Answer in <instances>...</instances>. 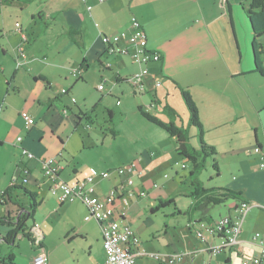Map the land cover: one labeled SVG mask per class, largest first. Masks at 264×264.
Masks as SVG:
<instances>
[{
	"label": "crops",
	"instance_id": "0c3cea01",
	"mask_svg": "<svg viewBox=\"0 0 264 264\" xmlns=\"http://www.w3.org/2000/svg\"><path fill=\"white\" fill-rule=\"evenodd\" d=\"M11 1L10 5L2 7L0 11V150L7 148L12 153L7 160L9 181L15 178L18 185L24 177V169L28 170L26 184H31L35 189L47 179L37 160H28L25 164L21 162L24 156L20 155V147L37 158H57L61 166L59 176L68 184L84 179L92 170H115L86 165L82 172L70 167L75 151L69 147V143L77 135L83 116L92 110L82 108L86 106V98L77 90L78 81L85 82L91 71L96 72L100 81H106L104 73L113 72L116 84L112 88L115 89L119 85L117 83L140 70L141 67L132 59L130 61L125 58L130 57L128 55H108L101 40L103 34L128 31L132 19L137 20L145 31L147 49L161 55L160 61L147 64L150 78L146 79L145 91L140 92L149 98V102L145 98L143 101L148 102L147 107L154 110L153 116L163 123L174 122L178 126L187 127L188 113L178 89L182 88L188 91L197 108L203 140H239L241 121L245 115L241 112L239 92L234 90V86L238 87L235 81L241 73L230 68L231 49L225 43L217 42L213 34L216 24L220 23V19L225 20L226 16L231 25L232 0ZM87 6L91 7L89 11ZM22 19L24 26L20 23ZM191 49L194 52L207 49L204 52L206 56L210 54V49L212 54L216 51L220 64L202 74L195 70L181 74L173 66L177 60L176 54ZM111 57L114 58L111 60ZM151 79H159L161 85L154 88ZM63 89L65 93H61ZM103 90L105 86L99 91ZM79 96L83 103L78 106ZM108 96H102L100 100L106 104ZM152 102L155 103L154 107H151ZM166 104L178 116L183 113L186 123L181 120L177 124L176 118L162 111L161 107ZM93 105L91 103L89 106ZM94 106L97 107L96 104ZM23 115L33 119L31 126L25 123ZM188 131L190 134L192 128ZM17 137L21 138L20 142ZM163 139L167 138L161 136ZM254 140L255 146L249 143V147H246V157L232 160L231 179L218 187L240 192L242 200L251 205L243 221L240 243L235 248L209 256L203 251L205 245L197 239L176 245L174 241L166 240L168 233L165 230L162 253L156 254L167 256L185 252L186 255L191 254L185 259L186 262L193 264H252L250 259L259 252L258 243L252 240L256 233L260 235L264 246V170L258 167L257 151L264 143L258 141L257 136ZM83 145V140H80V147L83 148ZM236 152L234 149L230 151L232 155ZM156 154L162 155L159 160L167 152L164 150L159 154L154 150L136 159L143 169V175L135 178L134 184L147 193L145 198L151 196L145 188L150 184L149 178L154 174L152 172L160 164L154 160ZM2 162L0 156V168H3ZM2 172L5 174L6 169H2ZM119 181L120 178L114 172L107 180H96L95 194H106ZM102 183L107 184V187H102ZM173 183L165 180L160 188L169 192ZM152 187L159 190L156 182ZM132 199L143 198L131 197L129 204L130 201L134 202ZM236 204L235 201L228 208L226 216L236 215ZM58 206L62 207L65 214L77 211L83 218H60L59 227L62 228L59 242L51 246V250H44L48 254L49 264H104L101 229L94 220L84 221L85 206L80 201L58 203ZM12 207L14 211L16 207ZM129 208L130 205L124 218L131 227L126 215ZM197 219L212 221L204 217ZM197 219L189 218L188 223ZM40 232L42 243L45 235ZM40 252L33 254L29 261ZM139 252L144 255L136 258L137 264H162L147 257L148 251L142 242Z\"/></svg>",
	"mask_w": 264,
	"mask_h": 264
},
{
	"label": "rangeland",
	"instance_id": "374dc122",
	"mask_svg": "<svg viewBox=\"0 0 264 264\" xmlns=\"http://www.w3.org/2000/svg\"><path fill=\"white\" fill-rule=\"evenodd\" d=\"M231 4L233 7L231 25L228 16H226L225 20L220 19V23L216 24L213 34L218 39L217 42L225 43L231 49L230 68L232 67L234 72L239 71L241 73V76L236 77L235 84L238 87L234 86V90L237 89L239 92L240 99L238 100L245 119L241 121L239 140H203L207 145L211 146L210 143H212V147L216 144L214 148L216 154L205 157L204 166L197 175L198 181L204 188H218L219 185L231 179L230 166H232V160L242 159L248 155L246 147L249 143L255 146V136H257L258 141L264 143V77L254 72L251 51L252 31L247 16L241 7L242 4L245 6L248 4H246V0H232ZM20 23L25 25L23 19ZM200 45L202 46L201 43ZM205 50L180 51L176 54L177 60L174 61L173 66L181 74L193 70L202 74L208 69L217 68L220 63L216 51L212 54L210 49V54L206 56L204 55ZM113 58L111 57V60ZM125 58L131 61L130 57ZM261 58L264 62V55ZM104 74L107 82L100 81L96 72L91 71L85 82L78 81L77 83V90L81 96L84 95L86 98V106L81 104L82 108L90 110L95 104L97 107L93 112L90 110V120H82L77 135L69 143V147L75 151L74 159L70 160V167H75L82 172L86 169V165L116 169L146 153L156 150L161 154V151L166 150L167 154L164 155L163 159L158 160L162 155L156 154L154 156V160L160 164L156 166V171L152 172L154 174L149 178L150 184L145 188L151 196L143 199H132L134 202L130 201V208L126 214L127 220L138 234L144 247L147 248L148 254L162 253L165 230L168 233L166 240L174 241L176 245L195 241L196 237L193 231L190 232L187 229L189 218L204 217L217 220L226 216L228 208L235 201L227 200L222 204L209 205L205 211H186L195 201L190 196L194 189L191 185V162L175 151L174 139L169 138L161 128L141 115L140 110L153 116L154 110L149 109L146 105L149 98L137 92L127 81L117 83L119 85L115 89L112 88V85L116 84L115 74L108 71ZM99 85L105 86V90L99 91ZM108 92H110L109 96L107 95ZM105 95L108 96L106 104L100 100L102 96L105 98ZM143 98L148 102L143 101ZM178 98L180 97L178 96ZM77 103L78 106L79 103H83L80 96L77 98ZM91 103H94L93 107L89 106ZM160 106L161 104L159 108ZM161 110L163 111V107ZM176 119L177 124L181 120L186 123V116L183 113ZM161 136L167 139L161 140ZM80 140H83L85 148L80 147ZM189 146L196 150L200 148L196 128H192L189 134ZM231 149L237 152L232 155ZM11 154L7 148L0 150V156L3 160V168H0V192L9 183L10 172H8L7 160L12 156ZM17 156L19 157V152ZM28 160L23 157L21 162L25 164L29 162ZM213 164H216V170L213 168ZM2 169H6L5 174H3ZM63 178L66 179V177ZM165 180L174 181L169 192L160 188ZM154 182L158 184L159 190L152 187ZM18 185H22L30 192H36L35 201L38 207L33 217L26 220V228L30 230L32 226L36 225L45 235V239H43L40 248L26 238L19 236L15 245L11 246L1 241V237L5 235L8 228L0 226V259L5 258V264L9 263V259H6L8 255L13 256V264H28L29 258L33 254L41 250H51V246L59 242V232L62 228V226L59 227L61 217L83 218L77 211H69L65 214L62 207L59 208L56 197L49 192L50 184L47 179L41 182L38 189L33 188L31 184L22 183L21 180ZM101 185L107 187L105 183ZM17 194L19 201L24 205L33 202L32 198L23 191H18ZM170 199H174L173 203L165 204ZM161 203L164 205L160 206ZM151 208L158 209L152 213ZM12 211L11 204L6 206L0 204V217L6 216L9 212L11 214ZM181 253L186 254L185 252Z\"/></svg>",
	"mask_w": 264,
	"mask_h": 264
},
{
	"label": "built area",
	"instance_id": "2783aa9c",
	"mask_svg": "<svg viewBox=\"0 0 264 264\" xmlns=\"http://www.w3.org/2000/svg\"><path fill=\"white\" fill-rule=\"evenodd\" d=\"M98 1L103 2V0ZM90 9L91 7L87 6V10ZM101 40L108 55H128L134 63L141 67L138 72L126 78V81L137 92H144L146 79L150 78L147 64L160 61L161 55L147 49V37L140 23L132 19L128 31L111 35L103 34ZM262 51L264 53V47ZM262 64L264 67V62ZM150 82L154 88L161 85L159 79H151ZM102 88L103 86L100 85L98 90H102ZM65 92L66 90H61V93ZM154 106L155 103L152 102L151 107ZM23 119L28 126H31L34 122L27 115H23ZM17 141L20 142L21 138L17 137ZM257 151L259 154L258 167L264 170V144L259 146ZM20 155L29 160H37L42 174L50 181L49 192L56 197L58 203L80 201L86 208L84 221L94 220L99 224L105 254L104 264H137L136 258L144 255L139 252L141 242L125 221L124 214L131 197L145 198L147 196V193L141 187H136L134 184L135 178L143 175V169L138 160L113 171L99 172L92 170L84 179L74 184H68L59 176L61 166L57 158H37L23 147H20ZM23 172L24 177L21 181L27 183L28 170L24 169ZM113 172L120 178L118 185L110 188L106 194L97 196L95 194V181L107 180ZM16 184L17 180L15 178L9 181L11 186ZM250 207L251 205L248 202H241L235 207L236 215L234 217L224 216L210 222L197 219L188 223L187 228L193 231L196 239L205 245L203 251L209 256H215L235 248L240 243L239 235L245 215ZM28 231L32 235L34 244L40 246L42 234L39 228L34 225ZM215 240L218 242L214 243ZM252 240L258 243L259 252L250 259V262L252 264H264V246L260 240V235L256 233ZM189 255L191 254L186 255L176 252L167 256L148 254L147 257L162 264H193L187 263L185 260ZM28 264H49L48 254L43 250L34 256Z\"/></svg>",
	"mask_w": 264,
	"mask_h": 264
},
{
	"label": "trees",
	"instance_id": "16d2710c",
	"mask_svg": "<svg viewBox=\"0 0 264 264\" xmlns=\"http://www.w3.org/2000/svg\"><path fill=\"white\" fill-rule=\"evenodd\" d=\"M11 3V0H0V11L2 7L10 5ZM246 4H248V6L242 4L241 7L247 16L252 31L251 51L253 55L254 72L264 77V67L261 58V56L264 55L262 51L264 47V0H246ZM178 89L188 113L187 127L178 126L174 122L163 123L156 117L143 113L141 110L140 113L149 122L164 130L170 138L174 139L176 143L175 151L178 153V155L191 162L192 170L190 171V176L191 185L194 187V189L190 193V196L194 198L195 201L191 204L190 211H205L209 205L222 204L227 200H234L237 202V204L245 202L242 200L241 194L238 191L227 188H204L198 181L197 175L204 166L205 157L213 156L216 154V152L214 147L203 142L202 124L199 120L197 108L190 94L187 90L182 88ZM95 107L96 106L92 108L91 112L95 110ZM163 110L172 118H179L175 110L169 105H164ZM109 113L112 115L110 111ZM83 117L84 119L90 120L89 114H86ZM189 128L197 129L200 142V148L198 150L189 146ZM213 168L215 170L217 169L216 164H213ZM18 191H23L25 194L29 195L33 202L29 205H24L21 203V201L18 199ZM35 197V193H32L22 185L17 184L12 186L8 185L0 192V204L5 206L7 204H11L16 207L11 214L9 212L6 216L0 217V226H5L8 228L5 235L1 237L2 242L14 246L17 238L22 236L34 244L32 235L26 228V220L33 217L35 210L38 207ZM171 203H173L172 199L165 202V204ZM162 205H164V203L160 204V206ZM157 209H152L151 212L153 213ZM22 210H25V212L19 215ZM7 258L9 259L8 264H13V256L8 255L6 259ZM0 263L5 264V258H1Z\"/></svg>",
	"mask_w": 264,
	"mask_h": 264
},
{
	"label": "water",
	"instance_id": "95a60500",
	"mask_svg": "<svg viewBox=\"0 0 264 264\" xmlns=\"http://www.w3.org/2000/svg\"><path fill=\"white\" fill-rule=\"evenodd\" d=\"M25 212V210H22L20 213H19V215L21 214V213H24Z\"/></svg>",
	"mask_w": 264,
	"mask_h": 264
}]
</instances>
